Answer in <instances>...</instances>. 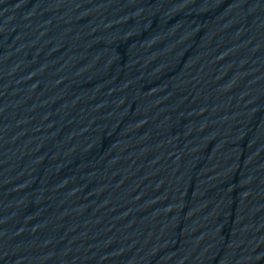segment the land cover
Returning a JSON list of instances; mask_svg holds the SVG:
<instances>
[{"label": "water", "instance_id": "95a60500", "mask_svg": "<svg viewBox=\"0 0 264 264\" xmlns=\"http://www.w3.org/2000/svg\"><path fill=\"white\" fill-rule=\"evenodd\" d=\"M0 264H264V0H0Z\"/></svg>", "mask_w": 264, "mask_h": 264}]
</instances>
